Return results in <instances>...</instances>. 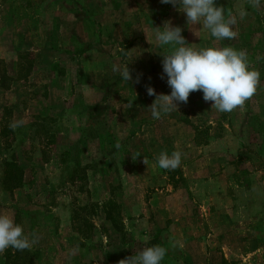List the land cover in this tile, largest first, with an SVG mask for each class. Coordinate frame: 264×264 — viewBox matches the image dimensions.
<instances>
[{"label":"rangeland","instance_id":"1","mask_svg":"<svg viewBox=\"0 0 264 264\" xmlns=\"http://www.w3.org/2000/svg\"><path fill=\"white\" fill-rule=\"evenodd\" d=\"M216 4L234 39L199 24L196 36L161 0H0V213L37 239L18 264H118L150 244L167 249L161 264H264V0ZM165 21L196 47L247 52L260 78L243 109L195 91L152 118L146 86L171 92L154 33ZM127 63L129 82L112 71ZM165 150L182 153L173 178L156 161ZM3 158L22 170L15 188Z\"/></svg>","mask_w":264,"mask_h":264},{"label":"clouds","instance_id":"2","mask_svg":"<svg viewBox=\"0 0 264 264\" xmlns=\"http://www.w3.org/2000/svg\"><path fill=\"white\" fill-rule=\"evenodd\" d=\"M171 3L177 10L186 14L187 25L194 32V26L207 32L216 40H230L236 36L233 26L235 16L229 10L227 14L223 6H218L216 0H161ZM256 10H260L261 0H247ZM238 14L242 20L247 11L241 7ZM155 38L159 46L164 48L159 54L163 57V74L167 76L170 94L155 93V89L146 86L147 94L155 96L153 103L147 108L153 119H160L162 114L178 111L180 103H187L190 93L203 92V99L211 102V108L219 112H232L243 109L246 101L256 93L260 73L250 67L248 54L245 50H236L231 46L196 47L188 43L182 35L180 26H173L171 21H165L162 27H154ZM199 37V36H198ZM129 63V62H128ZM128 63L113 64L112 71L120 73L125 82L133 80ZM135 82H139V77ZM22 120L10 122L13 130L21 127ZM182 153L173 151L171 154L161 151L156 157L158 167L165 170H175L181 164ZM147 165V161L144 159ZM149 237H143L147 245ZM37 239H29L21 225L14 222L8 213H0V254L9 247L23 251L31 249ZM175 246V244H173ZM167 249L161 245L145 246L138 254L121 259L118 264H161Z\"/></svg>","mask_w":264,"mask_h":264},{"label":"trees","instance_id":"3","mask_svg":"<svg viewBox=\"0 0 264 264\" xmlns=\"http://www.w3.org/2000/svg\"><path fill=\"white\" fill-rule=\"evenodd\" d=\"M202 134L204 135V131ZM2 165H3L2 182L6 183V188L12 189L20 185L22 170L17 164V162L13 158H3ZM11 171L13 173H10ZM171 171L172 170H167L169 174L171 173ZM170 177L173 178V175L171 176L170 174ZM114 205L116 204L111 199L108 200L107 204L105 205L104 215H105V218L110 221L112 220L111 212L113 208L115 207ZM150 246L152 245L150 244ZM10 250L11 249L6 250V253L4 255V264H18L20 261L22 262L24 260V257H25L24 251H21L22 255H19L18 253L19 250H16V252L13 251V253H10Z\"/></svg>","mask_w":264,"mask_h":264}]
</instances>
